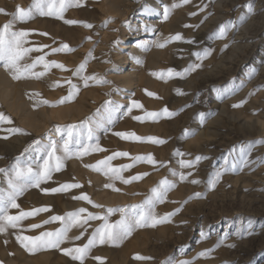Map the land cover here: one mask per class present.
<instances>
[{
    "label": "rangeland",
    "instance_id": "rangeland-1",
    "mask_svg": "<svg viewBox=\"0 0 264 264\" xmlns=\"http://www.w3.org/2000/svg\"><path fill=\"white\" fill-rule=\"evenodd\" d=\"M217 1L194 0L195 3H192V0H189L192 8L185 15L187 20L182 21L181 31L171 35L175 36L179 33L183 39L170 41L164 47L157 46L159 43L157 36L163 25L161 15L165 4L162 0L159 5L160 15L151 18L157 26L140 20V18L147 19L143 12L148 8L149 0H128V4L134 2L138 4L132 9L123 8L121 16L102 13L99 9V0H80L79 6L76 0H71V6L63 12V19L42 16L33 9L30 19L14 23V30L28 31L29 38L41 35L37 28L33 27L32 22L47 17L51 25L59 24L75 30L76 37L70 38V41L56 36L53 38L56 43L58 42L57 45L68 44L74 49L70 52L63 51L62 55L78 53L84 62L97 56L105 61L107 67L102 73V78L109 83H100V85L93 83L92 85H96L92 87H97L98 90L104 88L107 91L106 101L111 102L110 107L113 111L110 117L106 115L104 125L96 130V133L92 131L91 140L87 138L88 127L77 126L69 145L74 153L81 150V145L94 147L98 144L105 151L90 150L82 157L77 158L73 155L65 159L63 167L59 171L52 172L51 179L43 181L39 187H27L17 197L16 202L20 207L10 208V215H19L21 210L30 212L42 207H47L49 210L27 217L20 221L17 228H8L6 232L0 233V264H36L33 260L43 254L46 256L43 264H81L80 261L65 255L62 249L82 247L87 244L93 232L104 225L105 221L102 219H92L87 224L71 226L68 231L69 238L59 248L30 252L22 247L16 237L17 235L39 236L42 232L62 229L66 222L71 223L67 214L75 213L81 208L87 209V212L81 213V219L92 213L101 217L107 216V222L115 224L122 216L118 209L123 208L126 218L133 220L134 214L148 211L146 201L154 199L152 189L158 186L162 192L165 188L167 191L164 193L162 203L155 202L153 210L157 218L164 217L168 213L174 215H171L166 222L156 224L155 227L151 226V221L148 226L134 227L131 235L117 244L96 243L90 249L83 264H89L92 259L105 264H169V262L177 264L179 261H190L191 264H264V144H255L251 148L250 154L246 157L249 161L247 165L242 163L240 152L241 145L264 139V126L259 125L256 119V117L264 119V104H262L264 82L259 78L260 73L256 68L264 35L261 39L255 38L256 45L252 52L248 46H243L233 57L232 64L227 58L226 66L219 71L206 76L194 73L198 68L188 73L184 72L190 65L203 64L206 57L204 53L209 52L214 42H226L228 57L229 43L236 38V33L237 35L243 33V27L248 25L251 27L248 31L252 32L261 24V17L255 15L256 13L261 15V11H258L264 7V0H221L219 6ZM178 3L180 4L181 0ZM32 4L33 0H0V9H4L6 13H0V26L13 19L12 14L15 13L17 6L28 9ZM251 18L253 20L249 22ZM66 20L80 23L68 24L65 23ZM106 21L110 22L106 24ZM228 22H231V25L227 27L223 38H220L218 30L221 25ZM84 24H90L92 27H85ZM123 33L131 36L126 41H122ZM245 35L251 36L249 33ZM238 37L237 41L245 44L242 34L240 38ZM166 40L160 39V43H165ZM122 42L128 43V46L131 43H139L145 54L153 50L164 51H161L158 65L151 67L142 61L138 65L145 74H151L156 82L172 85L169 95L161 89L155 91L144 87L138 93L135 90L125 89L124 93L119 94L120 99L116 106L113 105V96L122 88L116 86L109 75L116 73L117 70H128L131 66V64L121 65L112 59ZM174 42L175 47L171 48ZM127 51L123 49V52ZM196 53H200L202 58ZM183 61L184 63H181ZM32 62L33 59L22 61L29 64ZM2 66L4 67L3 62H0V68ZM168 69H173L174 73L182 75L177 76L173 73L170 76ZM155 72L160 75H153ZM84 75H88L86 67L79 72L77 78L82 79ZM16 80L15 82H19L21 79ZM61 83L58 87H54V90L61 92H57L59 95L55 97L54 103L67 94V81L62 80ZM177 90L183 94H178ZM149 92L155 95L150 96L147 94ZM244 92L249 96L241 95ZM131 94L134 95L132 100ZM239 95L241 97H238ZM226 98L227 109L221 113L220 106ZM133 101L139 102L142 107H132ZM68 103L59 104L54 108ZM234 105L240 106L234 107ZM130 107L131 112L128 111ZM164 109L173 115H166ZM0 112L11 120V123L0 122V169L5 170L0 172V193H7L10 190L8 181L15 167H31L34 171L37 170L43 165L44 159L48 158L47 154L52 151L53 145L56 156L65 155L61 144L64 145L65 140L68 139L67 126L74 124L50 123L41 130H34L23 124L19 115L8 109L1 101ZM125 113L128 115L125 116ZM147 113H157L158 116L148 117ZM129 121L132 125H129ZM10 129L21 131H9ZM53 132L56 134L55 138L50 135ZM107 133L119 142L118 147L110 149L100 142ZM116 133H135L142 138L155 137L164 143H153L146 139L141 141L123 139ZM198 135L202 136L198 137ZM116 151L127 152L129 155L114 156ZM149 154L156 161L155 164L149 163L146 159L140 161L133 159L137 156L147 157ZM72 157L85 159V165H96L98 161L113 157L108 161V165L111 168L121 169L120 175L124 179L145 173L146 175H143L142 179L125 184L119 179L110 180L103 172L86 167L89 173H95L101 178V185L91 180L65 178L63 175L68 170L66 163ZM196 157H206V159H201L191 168L182 166L181 161H195ZM50 164H54V161H50ZM127 165L132 166L123 167ZM217 172H221L222 175L215 187H212L210 180ZM181 173L187 179L181 180ZM192 180H197L199 183H192ZM161 181H167V184L161 185ZM108 183H112L119 191L106 188L105 185ZM64 184H79L81 187L56 193L45 191V189L59 188ZM168 185L172 187L169 188ZM89 189L93 190V194L89 193ZM69 192L74 198L86 194L94 204L103 207H94L92 203L76 198V205L67 207L64 200L66 201ZM96 192L116 193L123 195L125 200L121 203L116 201L110 204L102 203L95 198ZM197 193L201 195L196 197ZM133 205L143 207L133 208ZM108 209H116V211L109 214ZM54 216L65 217V220H51ZM45 221L49 222L45 223ZM33 224L41 226L32 228ZM201 233L206 234V238H202ZM77 236L80 239H75ZM212 249L214 250L208 252L207 256L199 255ZM137 257L149 259H137Z\"/></svg>",
    "mask_w": 264,
    "mask_h": 264
},
{
    "label": "bare ground",
    "instance_id": "bare-ground-1",
    "mask_svg": "<svg viewBox=\"0 0 264 264\" xmlns=\"http://www.w3.org/2000/svg\"><path fill=\"white\" fill-rule=\"evenodd\" d=\"M160 1L161 0H149L148 8H146V10L143 12L147 19L145 20L144 18H140V20L141 21L144 20L147 24L157 26V23L153 22V20L151 18H153L154 16L156 17V15H160V7H159ZM162 1L165 4L164 10H165V8L168 7V8H171V12H170V15H169L167 20H164V18H163L164 11L161 15V18L163 20V25L160 28L159 34L157 36L159 39V43H160V39L161 40L162 39H168L172 34H175L176 32L181 31L182 21L184 19H186L185 15L192 8V6H191L192 3H195L194 0H192V3H187L186 5H181L179 7L172 8V5L174 3H178L180 0H162ZM220 2H221V0L217 1V6L220 5ZM137 4H138V2L128 4V0H99V9L101 10L102 13H105V14H116L118 16H121L123 14V8L127 7V8L132 9L133 6H136ZM257 4L259 5V3H257ZM215 5H216V3H215ZM256 5H255V8H256ZM260 11H261V13H260L261 15H259V13H256L255 16L261 17V19H262L261 24L258 25V27H255V30L252 32L248 31V29L251 28V27H249L250 25H248V26L243 27V30H242L243 33L240 32V34H238V35L236 33V36H235L236 38H234L231 41V43H229V56L228 57H227V44H226V42H223V43L214 42L211 45L212 47L210 46L211 49L210 50L208 49L210 54L205 57V62L203 64H201L200 67L198 68V70L194 73H196L200 76H206V75H208L214 71H219V70H221V68L226 66L227 58L232 64V60H233V57L235 56V54L245 45L248 46L250 48V52H252V50L254 49V47L256 45V43H255L256 39L255 38L257 37V40H258L259 38L261 39L264 35V7H261V9H259L258 12H260ZM194 17H195V15H194ZM47 18L46 19L42 18L41 20L39 19L35 22H32L33 27L37 28V31L41 35L39 37H36V36H33L32 38L27 37V43L24 46L28 47V48H33V49L39 48L41 50L30 52L25 57V59H26V61L27 60L30 61V59H33V61H35L37 59V57L44 56L45 61H53V60L57 61L58 63L65 65V67L67 69H69V71H64V70H61V69L56 68V67H51L46 72V74L44 76L40 77L39 79H34L31 76H27L25 78H21V80L19 82H15V79H13L10 72L2 66L3 68L2 67L0 68V101L8 109L17 113L19 115V117L21 118L20 121H22L23 124L29 126L30 128H32L34 130H39V129L41 130V129H43L44 126L49 125L50 123H55V124H57V123L58 124L59 123L60 124L73 123L76 126H82L83 125V126H87L88 128L90 127L92 129V131L94 133H96V130H98L100 127H102L104 125L106 115H109L108 108L105 104V102H106L105 92H107V91H105L104 88H102L101 90H98V89H96L97 87L96 88L92 87V86H95L96 84L100 85V83H97L94 80H88V82H87L88 86L86 87L84 77L98 76V77L102 78V73H103V71L106 70V67H107L105 65V61L102 58H100L99 56L92 58V59H88L86 61V63H88V64H86V73L88 75L87 76L84 75L82 79H78L77 77H78L79 73L74 74V72L79 67V65H81L82 63H85L83 61V59L81 60V55H79L78 53H74L72 55L66 56L64 54L62 55L63 51L62 52H56V53L52 52L53 48L60 47L59 46L60 43L57 45L58 42L56 43V40H54V38H55L54 36H56V38L57 37L62 38V39L64 38L65 40L70 41V38L72 39L77 34V32L75 30L73 31V30L67 29L64 26L62 27L59 24H57L55 26L51 25L50 19L48 20ZM65 18H67V17H65ZM252 18L250 19L249 22H252V20H253ZM213 19H215V18H213ZM203 26H205V25H203ZM79 30H81V29H79ZM187 32H189V31H187ZM42 33H47L48 35H42ZM247 33H249L251 36H246L245 34H247ZM241 34L243 36V40H244L245 44L244 43L241 44L237 41V37L239 36L238 38H240ZM130 36H131V34L123 33L122 34V41H126L128 39V37H130ZM65 42H67V41H65ZM127 44L128 43H126V42L120 43L119 49H117V51L114 53L113 58H112L113 60H116V62H118L121 65L131 64V66L129 67L128 70H117L116 73L109 75V78L111 79V81L114 84H116V86L118 85V87L122 88V89H119L118 94H115L113 96L114 97L113 98V102H114L113 105L116 106L115 104H117V102L120 99L119 94L124 93L125 89L127 91L135 90V92L138 93V92H141L144 87H146L148 89H153L155 91L156 90L158 91L161 89L164 92L166 91L167 92L166 94H168L170 87L172 85L171 86L168 84L163 85L159 82H156L151 74L149 75V74L144 73V71L138 65L139 62H137V61H140V63H141V61H142L146 65L154 67V66L158 65V58H159L162 50L161 51L153 50V51L145 54L143 52V50L140 48L139 43H137V42L131 43L129 46ZM45 45H47L48 47H43ZM170 47L171 48L175 47V42H174V45H172ZM123 49H127L128 51L123 52ZM162 52H164V51H162ZM167 53H168V51H167ZM172 53H173V51H172ZM259 54H260V56H259V60H258V64H257L256 68L260 73L259 78H261V80L264 82V42H262V44H261V49L259 51ZM242 59L245 60L247 58H242ZM181 63H184V61ZM181 65H183V64H181ZM34 69H35V72H44L45 71L43 64H37ZM105 73H107V72H105ZM196 79H197V77H196ZM62 80H66L68 83V91H67V94L65 96H68L70 88L72 85H75L76 87H78L79 92L74 97V100L72 102H69L68 104H64L63 106H60L58 108H54V106H51V105L56 104V103H54V101H55V97L57 96V94L59 95V93H57L59 90L58 91L54 90V87L52 85L54 83H57V82H58V84H60ZM69 81H70V83H69ZM93 83H96V84L92 85ZM64 89H66V88H64ZM241 95H246V97L249 96V94L245 93V92L242 93ZM241 95H239L238 97H241ZM65 96H63V97H65ZM130 97L132 100L134 95L131 94ZM261 100H263V99H261ZM43 101H48L49 104H45V103H43ZM227 101L228 100L226 98L224 103L221 104V106H220V112L221 113L226 111ZM256 101H258V100H256ZM249 104H252V103H249ZM262 104H264V103H262ZM256 105H258V103ZM127 115L128 114L125 113V116H127ZM256 119H257L259 125L261 124L262 126H264V119L262 120L258 117H256ZM129 125H132V123L130 122ZM50 135L52 138H55L56 134L53 132ZM111 135H113V134H111ZM201 136L202 135H198V137H201ZM194 141L195 140H193V142ZM100 142H102L104 144V146H107V148H110V149L119 146V142L113 136L112 137L108 136V133L104 136L103 141H100ZM61 146H63V144H61ZM100 146H102V145H100ZM110 156H112V154ZM85 161H86L85 159L81 160V159H76V158L72 157V159L68 160V162L66 163L68 170L63 176L65 178H80L82 180H91L95 184L101 185L100 184L102 182L101 178L97 174L89 173L87 171V169L85 167ZM56 176H58V175H56ZM97 192H99V191H97ZM89 193L93 194V190L89 189ZM95 198L102 203H109V204L111 202H114V201H116L117 203H119V202L121 203V201L125 200L123 195H119L116 193H104V194L97 193V194H95ZM76 201L77 200H75V198L72 197V193H70V192L67 193L66 201L64 200V202L67 204V207H74L76 205ZM97 250H99V249H97ZM44 257H46L45 254L41 255L39 258H36V259L33 258L34 259L33 261L36 262V264H43ZM66 264H70V263H66ZM89 264H105V263L104 262L100 263L96 259H92Z\"/></svg>",
    "mask_w": 264,
    "mask_h": 264
},
{
    "label": "snow or ice",
    "instance_id": "snow-or-ice-1",
    "mask_svg": "<svg viewBox=\"0 0 264 264\" xmlns=\"http://www.w3.org/2000/svg\"><path fill=\"white\" fill-rule=\"evenodd\" d=\"M189 3V0H181L180 4H173L172 8H176L181 6V4H187ZM77 6H79V0H76ZM71 6V0H33V4L28 8H22L20 6H17L15 13L12 14L13 19L9 20L2 26H0V62H3L4 68L10 72L13 79H21L25 78L27 76H34L35 78L39 79L40 77L44 76L46 72L51 67H56L64 71H69L65 67V65L58 63L57 61H45L44 56H39L35 61L32 63H22L24 61L25 57L32 51H40L41 49L36 48H28L24 45L27 43V37L29 35L28 31L25 30H14L13 26L16 21L24 22L27 21L32 17L33 9L37 10L40 15L42 16H53L60 19H63V12L66 10L67 7ZM249 9L251 11V5H249ZM171 9L165 8L163 18L164 20H167L170 15ZM0 13H5L4 9H0ZM6 14V13H5ZM110 21H106L107 24ZM65 23L68 24H75L80 23L77 21L72 20H66ZM231 25V22H228L224 25H221L219 28V36L220 38H223V36L226 33V29L228 26ZM85 27H92L90 24H84ZM187 26V25H186ZM198 27V26H197ZM42 35H48L47 33H42ZM183 37L181 34L177 33L175 36L169 37L165 43H158V47H164L166 43L173 41V40H181ZM188 43H192V41H187ZM142 46V45H141ZM43 47H48L47 45ZM74 49L70 48L68 44H61L58 48H53L52 52H62V51H73ZM209 52H205L204 56L209 55ZM196 55L199 58L201 57L200 53H196ZM140 62V61H137ZM37 64H43L44 65V72H35L33 69L36 67ZM86 67V62L79 65V67L75 70L74 74H78L80 71H83ZM200 65H190L189 68L185 69L184 72L188 73L190 71H194L196 68H199ZM168 74L171 76L174 73L173 69H168ZM175 75L179 76L182 75L181 73H174ZM153 75H160L158 73H153ZM88 80H94L97 83H109L108 81L104 80L103 78H100L98 76H90V77H84L85 86H88ZM70 83V81H69ZM53 87L59 86L58 82L54 83L52 85ZM178 94H183L179 90ZM79 88L75 85H72L69 91L68 96L61 97L59 101L56 102V104L51 106H57L59 104H63L66 102H70L74 99V97L78 94ZM150 96H154V93H147ZM251 95V94H250ZM45 104H49L48 101H43ZM106 106H108L109 111V117L111 116V112L113 109L110 107L111 102L106 101ZM240 105H234V107H239ZM132 107L141 108L142 105L139 102L133 101ZM132 108L130 107L128 109L129 112H131ZM164 113L168 116L173 115V113L168 112L167 109L163 110ZM148 117H156L158 116L157 113H147ZM203 117V114H201ZM134 119H141L140 117H134ZM0 122H7L11 123V120L8 116H6L4 113L0 112ZM76 125H69L67 126V134L68 139L65 140L63 145V151L65 155L63 157H58L55 155V145L52 146V151L48 152V158L44 159L43 165H41L37 170H33L31 167L27 168H20L15 167L13 169V175L9 179V191L7 193H0V233L6 232L8 228H17L20 221L27 217H31L36 215L39 212H45L49 209L47 207H42L38 209H34L30 212H25L23 210L20 211L19 215H10L9 209L10 208H19V204L16 202L17 197L23 193V191L27 187H39L40 184L43 181L51 179V174L53 171H59L63 167V162L65 159L70 158L71 156L75 155L77 158L82 157L83 155H86L89 153V151H105V149H102L97 144L96 146H85L81 145V150L77 152H72L69 145L72 142L73 139V132L76 129ZM9 131H15L19 132L20 129H10ZM116 135L120 136L123 139H134L137 141L141 140H148L153 143H164V141L159 140L155 137H147L142 138L139 136H136L135 133H116ZM88 140H91L92 137V129L88 128ZM255 144H264V139L255 141V142H249L247 145H241L240 146V152L242 157V163L244 165H247L249 163L248 159L246 158L247 155L250 154L251 148ZM31 147V145L29 146ZM235 150V149H234ZM27 151V149H26ZM180 154V153H178ZM129 153L127 152H117L114 153V156H128ZM183 155V154H180ZM113 157H107L105 160L98 161L96 165H85V167H90L95 171L103 172L105 176H109L110 180L119 179L123 183H131L134 180H139L143 178V175H137L132 176L128 179H124L120 175L121 169L111 168L108 165V161H110ZM134 161H140V160H147L149 163L155 164L156 161L153 159L151 154H149L147 157L137 156L133 158ZM201 159H206V157H196L195 161H181V164L183 167L191 168L196 163H199ZM50 161H54V164H50ZM104 166V167H101ZM132 165H127L123 167H131ZM105 167H107V171H105ZM235 167V166H233ZM4 169H0V172H4ZM111 173V175H109ZM190 175V174H189ZM222 173L217 172L213 179L210 180V184L212 187H215V184L219 181ZM180 179L185 180L187 177L181 173ZM192 183H199L197 180H192ZM161 185H166L167 181H161ZM81 187L79 184H64L61 185L59 188H53V189H45V191H51L52 193L66 191L70 188H76ZM106 188H112L114 191H119V189L115 188L112 183H108L105 185ZM168 187H172V185H168ZM167 191V188L163 190V192L160 190L159 186L157 188L152 189V192L154 193V199L150 201H146V205L148 207V211L144 212L141 211L139 213L134 214L133 220H128L126 216L124 215L125 209L121 208L118 209L121 213V219L117 221L115 224H110L107 222V216H99L92 213H88L86 218L81 219V213L87 212V209L81 208L75 213H69L67 214L68 221L71 223L65 224V227L62 229H58L55 232H42L39 236H21L17 235L16 239L21 243L22 247H24L26 250L30 252H35L39 249H46V248H59L62 243L67 240L68 237V231L71 226L79 225V224H87L89 220L92 219H102L105 221L104 225L101 228H97L95 232H93L91 238H89L88 243L83 245L82 247H75V248H65L62 249L65 255L71 256L73 260L80 261L81 264H83L84 259L88 256L90 249L96 244H104V243H110V244H117L120 241H122L127 236L131 235V232L134 227H144L148 226L149 221H151V226L155 227L156 224L166 222L171 215H174V213H168L164 217L157 218L155 212H154V205L156 201L163 202L164 201V193ZM196 197H199L201 194L197 193L195 194ZM76 199L85 200L88 203H92L94 207H103L99 204H94L93 201L86 195H81L79 197H75ZM187 201H185L186 203ZM133 208L137 207H143V206H136L133 205ZM113 211H116V209H108L109 214H111ZM179 211V209L177 210ZM51 220H65V217L60 216H54L51 218ZM49 221H45V223H48ZM41 225L33 224L31 225L32 228H38ZM250 234V233H249ZM202 238H206V234L201 233ZM75 239H80L79 236L75 237ZM222 243V241H220ZM231 247H234L235 245H230ZM212 250H206L205 252L199 253L200 256H207L208 252L213 251ZM98 259V258H97ZM137 259H149L148 257H137ZM169 264H172V262H169ZM177 264H191L190 261H179Z\"/></svg>",
    "mask_w": 264,
    "mask_h": 264
}]
</instances>
